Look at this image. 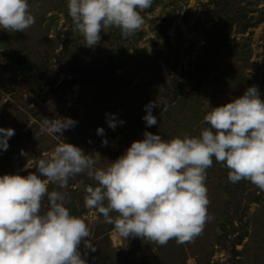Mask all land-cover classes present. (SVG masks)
<instances>
[{
	"label": "rangeland",
	"instance_id": "rangeland-1",
	"mask_svg": "<svg viewBox=\"0 0 264 264\" xmlns=\"http://www.w3.org/2000/svg\"><path fill=\"white\" fill-rule=\"evenodd\" d=\"M28 2L33 26L24 33L0 28V128L15 131L7 150L0 149L2 172L35 173L38 160L62 143L81 148L97 169L106 170L145 132L165 140L198 137L210 127L203 118L212 108L240 98L249 87L258 86L264 100V0H153L152 10L140 13L144 23L134 35L124 38L116 27L102 30L91 48L73 31L68 0ZM202 63L210 65V74L200 82ZM75 64L96 74L70 88L63 83ZM51 88L59 93L46 101ZM157 100V124L148 127L145 106ZM45 117L77 123L62 135H41ZM228 171L213 158L205 181L210 219L184 244L120 237L102 214L85 207L86 187L96 186L86 174L63 190L50 182L49 191L67 192L70 214L87 224L85 239L96 248L92 252L81 242L78 251L87 264H264V191L247 180L229 182ZM47 208L45 197L41 212ZM246 229L248 236L236 245Z\"/></svg>",
	"mask_w": 264,
	"mask_h": 264
},
{
	"label": "clouds",
	"instance_id": "clouds-1",
	"mask_svg": "<svg viewBox=\"0 0 264 264\" xmlns=\"http://www.w3.org/2000/svg\"><path fill=\"white\" fill-rule=\"evenodd\" d=\"M152 2L68 0L67 6L73 31L91 48L99 44L102 30L116 27L124 38L134 35L144 23L140 13ZM35 22L28 0H0V28L24 33ZM157 106L158 100L145 106L148 127L157 124L152 115ZM203 121L210 127L198 137L165 140L145 132L142 141L133 142L106 170L97 169L96 160L81 148L62 143L48 158L38 160L35 173L0 177V264H87L78 248L83 241L86 249L96 251L85 239L89 228L70 214L68 193L61 191L81 174L96 182L86 187L85 207L102 214L120 237H139L160 246L171 239L184 244L202 233L210 219L205 181L213 158L229 170V182L247 180L264 191V100L258 86L212 108ZM76 123L71 118L45 117L40 134L62 135ZM107 123L115 129L114 118ZM97 132L104 135L103 128ZM0 134V149L6 151L15 131L0 128ZM21 155L27 156L23 150ZM50 182L61 190L49 191ZM45 197L48 208L42 213Z\"/></svg>",
	"mask_w": 264,
	"mask_h": 264
},
{
	"label": "trees",
	"instance_id": "trees-1",
	"mask_svg": "<svg viewBox=\"0 0 264 264\" xmlns=\"http://www.w3.org/2000/svg\"><path fill=\"white\" fill-rule=\"evenodd\" d=\"M149 10H152L151 7H150ZM247 28H249V26L245 25V26H243V29H241V30L245 31V30H247ZM160 36H163V38H165V34L164 33L160 34ZM198 67L200 68V71H198V72H199V75L201 76L200 79H199L200 82H201V81L205 80V78H207L209 76V74H210V65L206 64V63H202V64L198 65ZM69 72L72 74V77L70 79H65L63 84H68V86L70 88L74 87V86H77V85L79 86V85H84V84L90 83L93 80V76L96 74L95 71H93L92 68H90L88 66L81 67L78 64L73 65L69 69ZM188 73L191 75L190 72H188ZM58 93H59V88H51V89H49L45 93V100L46 101H50V100L54 99L58 95ZM0 169H1L0 172H2L3 168L0 167ZM6 174L11 175V173L3 171L0 174V177H2L3 175H6ZM227 203L228 202H226L225 204H227ZM239 221L242 223L241 219H239ZM231 224H232V227H233L234 222H232ZM235 230H236V228H233L232 232H234ZM238 232H240V231H237V233ZM239 234H240V237H238L239 241H237L236 245L240 244V242H242L243 239L248 236L249 232L246 229V230H243V233H239Z\"/></svg>",
	"mask_w": 264,
	"mask_h": 264
}]
</instances>
